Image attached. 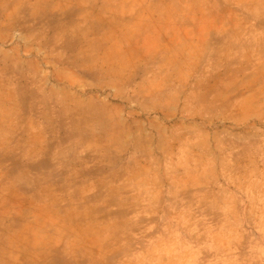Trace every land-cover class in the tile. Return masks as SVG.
<instances>
[{
	"label": "rangeland",
	"instance_id": "374dc122",
	"mask_svg": "<svg viewBox=\"0 0 264 264\" xmlns=\"http://www.w3.org/2000/svg\"><path fill=\"white\" fill-rule=\"evenodd\" d=\"M0 264H264V0H0Z\"/></svg>",
	"mask_w": 264,
	"mask_h": 264
}]
</instances>
